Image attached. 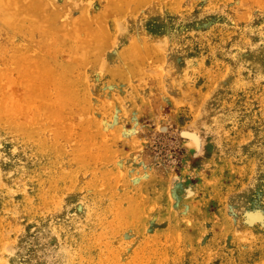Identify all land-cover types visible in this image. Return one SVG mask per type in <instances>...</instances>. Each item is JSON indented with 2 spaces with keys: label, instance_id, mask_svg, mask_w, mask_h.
I'll return each instance as SVG.
<instances>
[{
  "label": "rangeland",
  "instance_id": "1",
  "mask_svg": "<svg viewBox=\"0 0 264 264\" xmlns=\"http://www.w3.org/2000/svg\"><path fill=\"white\" fill-rule=\"evenodd\" d=\"M0 264H264V0H0Z\"/></svg>",
  "mask_w": 264,
  "mask_h": 264
},
{
  "label": "trees",
  "instance_id": "2",
  "mask_svg": "<svg viewBox=\"0 0 264 264\" xmlns=\"http://www.w3.org/2000/svg\"><path fill=\"white\" fill-rule=\"evenodd\" d=\"M158 28H159V26H157L155 23L150 25L148 27L149 34H154V31H156Z\"/></svg>",
  "mask_w": 264,
  "mask_h": 264
}]
</instances>
